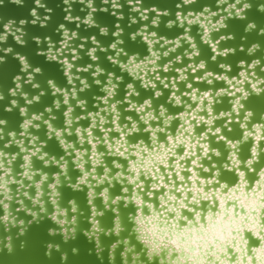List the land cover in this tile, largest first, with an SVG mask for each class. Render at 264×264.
<instances>
[{
  "label": "snow or ice",
  "instance_id": "1",
  "mask_svg": "<svg viewBox=\"0 0 264 264\" xmlns=\"http://www.w3.org/2000/svg\"><path fill=\"white\" fill-rule=\"evenodd\" d=\"M0 264H264V0H0Z\"/></svg>",
  "mask_w": 264,
  "mask_h": 264
},
{
  "label": "water",
  "instance_id": "2",
  "mask_svg": "<svg viewBox=\"0 0 264 264\" xmlns=\"http://www.w3.org/2000/svg\"><path fill=\"white\" fill-rule=\"evenodd\" d=\"M162 2H163V0H162ZM162 6H164V5H162ZM7 14L14 16V15H21L22 13L18 12L17 10H15L13 8H10V9L7 10Z\"/></svg>",
  "mask_w": 264,
  "mask_h": 264
}]
</instances>
